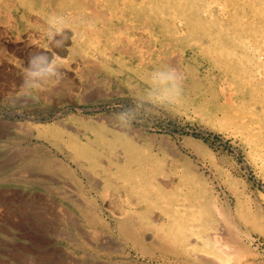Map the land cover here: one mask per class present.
Segmentation results:
<instances>
[{
  "label": "rangeland",
  "instance_id": "rangeland-1",
  "mask_svg": "<svg viewBox=\"0 0 264 264\" xmlns=\"http://www.w3.org/2000/svg\"><path fill=\"white\" fill-rule=\"evenodd\" d=\"M196 1L200 3L191 10H179L178 20L190 18L171 34L168 44L176 53L184 50L185 57L162 65L182 74L183 95L157 110L159 102L149 100L148 82L138 83L140 77L134 76L130 87L117 65L106 74L82 70L71 58L70 27L59 48L49 47L47 30L17 33L15 21L23 4L32 5L33 15L45 26L56 9L53 4L48 8L37 0H0V264H54L52 256L58 253L74 256L78 264L91 258L105 264H161L131 249V241L123 237V247L113 252L73 247L65 236L67 216L53 211L45 200L47 187L55 193L56 206L69 207L57 194L60 185L73 183L86 197L82 210L98 223L106 216L92 205L108 207L98 196L102 186L94 187L79 171L72 175L61 166L63 160L71 164L65 149L75 148L73 141L78 147H94L103 139L126 146L130 156L133 143L144 156L171 162L177 175L194 182L200 194L217 204L210 206L216 221L217 216L238 221V227L231 223L235 228L230 245L235 248L212 243L211 254L225 258L226 264H264V136L258 133L264 127V11L263 17L257 11L264 0ZM37 49L63 61L64 77L43 96L23 98V67ZM135 69L139 72L140 66ZM120 109L137 119L131 129L113 123L112 114ZM114 171L108 184L131 203V173ZM29 172L44 177L41 186L24 182ZM81 221L87 224L85 216ZM110 230L116 236V224ZM149 249L151 254L160 252Z\"/></svg>",
  "mask_w": 264,
  "mask_h": 264
},
{
  "label": "bare ground",
  "instance_id": "bare-ground-1",
  "mask_svg": "<svg viewBox=\"0 0 264 264\" xmlns=\"http://www.w3.org/2000/svg\"><path fill=\"white\" fill-rule=\"evenodd\" d=\"M37 2L40 6L48 8L53 4L54 9L56 8L53 15L63 17L68 27L72 29L69 30L72 42L71 58L82 66V70L106 74L113 71V66L117 65V70L118 66L120 67V76L123 74L124 82L130 87L135 81L134 76L140 77L138 83L142 84L144 80L148 82L149 74L153 70L162 67L166 62H177L185 57L184 50L176 53L175 50L168 48V44L171 46V34L178 32L181 25L187 22L186 18H190L185 15V19L178 20L179 10L190 7L191 10L194 5L200 3L196 0L186 3L182 0H37ZM262 6L264 7V2ZM263 7H257L260 17H263L260 12L264 11ZM21 8L20 15L15 21L17 33L20 32L19 29L25 33H45L48 25L39 24L41 19L39 15H33L35 11L33 6L23 4ZM174 19L178 20L176 26L172 22ZM234 24L235 22L230 25V31ZM260 28L264 33V25ZM168 37L169 42L167 40L166 42L165 39ZM132 63H136V66ZM137 66H140L139 72L135 69ZM261 102L263 106L264 99ZM258 130L260 136H264L262 125ZM73 144L75 148L65 149L66 158H69L71 164H67L63 159L61 164L65 165L66 170L79 171L94 184V187L97 184L102 186L98 190V196L102 202L108 203V207L99 205L96 207L99 213L106 212V216H100L99 220L103 228L98 227V221L91 218L88 211L82 210L84 206L80 207L87 224L92 225L93 230L96 226L99 229L96 235L91 236L95 244L103 246L107 253L113 252L123 247L121 241L123 237L131 241V249L141 255L148 254L150 259L161 264H226L225 258L215 257L209 248L212 243L213 247H221V243H227L228 249H234L236 245H230L231 234L235 228L231 223L238 227V221L229 216H217L220 221H216L213 209L217 204H213L205 195L200 194L194 182L187 181L182 174L177 175L171 162L144 156L146 153L137 151L133 143L131 156L126 146L119 147L109 139L101 140L94 147L93 145L78 147L76 141H73ZM109 169L111 172L107 171ZM113 169L120 173H131V203L124 201L108 184L109 175L115 173L112 172ZM30 174L34 176V172ZM75 197L77 200V197L82 199L84 196ZM115 224L118 232L113 236L111 234L113 230L110 229ZM151 247L158 248L160 252L151 254L149 252ZM236 251L234 250L238 253L240 249ZM102 264L105 262L102 261Z\"/></svg>",
  "mask_w": 264,
  "mask_h": 264
},
{
  "label": "clouds",
  "instance_id": "clouds-1",
  "mask_svg": "<svg viewBox=\"0 0 264 264\" xmlns=\"http://www.w3.org/2000/svg\"><path fill=\"white\" fill-rule=\"evenodd\" d=\"M49 47H62L67 40L68 25L61 16L52 15L47 20ZM59 37V38H58ZM64 77V63L46 50H34L23 67L22 82L19 86L23 98L34 99L43 96L50 85L59 84ZM147 97L158 101L157 110L177 103L183 95V76L172 66L153 70L148 77ZM112 121L120 128L131 129L137 119L129 117L127 109L112 114Z\"/></svg>",
  "mask_w": 264,
  "mask_h": 264
},
{
  "label": "crops",
  "instance_id": "crops-1",
  "mask_svg": "<svg viewBox=\"0 0 264 264\" xmlns=\"http://www.w3.org/2000/svg\"><path fill=\"white\" fill-rule=\"evenodd\" d=\"M61 166L62 167L64 166V168H66L65 165L61 164ZM69 172L72 173V175L77 174V172H72V171H69ZM29 173L25 176L26 178L24 179V182L26 184H31V185L32 184H39L40 185L41 182H39V181L43 180L41 178H44V177H40L39 173H37V172L36 173L34 172V176H31V174L29 175ZM36 178H37V180H36ZM45 178H49V176H45ZM61 187H62V185L59 186V189H61L62 191H58V194H57L59 196L58 198H60L61 202L65 201V202L69 203L70 204L69 207H62L61 205L56 206L55 203H53L54 202L53 198H55V195H54L55 193H51L48 190L49 188L46 187L47 190L45 191L44 194L46 196L45 200L48 201L47 203L49 205L51 204L50 206H52L53 211L61 213L64 216H67V223H66L67 229L65 230V236H66L69 244L72 245L73 247L86 245L88 248H91V249H99L102 252L105 251V248H103V246L101 247L98 244H95V242H93L91 239L92 238L91 236H94L99 232L98 227L100 228V223L98 224V227L97 226L95 227V230L92 229V225L90 226V225L85 224V223H84V225H81L82 224V221H81L82 213H81L80 207L83 206L84 203L86 202V197L80 192V189L77 188L75 186V184H73V183L68 184V185L66 183V185H63L62 188ZM43 188H45L44 184H43ZM76 195H79L80 197H82V196H84V197H82V199L77 197V200H76V197H75ZM81 200H82V202H80ZM88 202L89 201H87V203ZM92 205H93V207L98 206L95 204H92ZM10 234H11V232L8 233V235H10ZM9 237H11V236H9ZM8 240H11V239H8ZM95 251L97 252V250H95ZM102 252H100L101 255H103ZM83 255H82L83 259H88V256L85 257L84 253H83ZM56 256L57 257H55L54 255L52 256V257H55V258H53L55 264H60V262H62L61 264H65V263L66 264H78L77 258L75 259L74 256H64V254H62V253H58V255H56ZM89 260L90 261L82 262V264H102V262L97 263L96 259H94V258H91ZM21 263H23V262L21 261Z\"/></svg>",
  "mask_w": 264,
  "mask_h": 264
}]
</instances>
